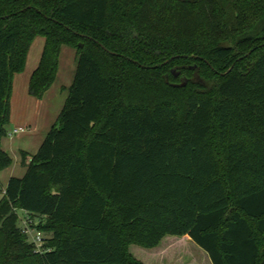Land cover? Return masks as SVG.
<instances>
[{
    "label": "trees",
    "instance_id": "1",
    "mask_svg": "<svg viewBox=\"0 0 264 264\" xmlns=\"http://www.w3.org/2000/svg\"><path fill=\"white\" fill-rule=\"evenodd\" d=\"M37 36L31 96L64 45L77 67L3 190L0 264H149L169 236L213 264H264V0H0V140ZM11 164L0 145V172Z\"/></svg>",
    "mask_w": 264,
    "mask_h": 264
},
{
    "label": "crops",
    "instance_id": "2",
    "mask_svg": "<svg viewBox=\"0 0 264 264\" xmlns=\"http://www.w3.org/2000/svg\"><path fill=\"white\" fill-rule=\"evenodd\" d=\"M21 73H16L14 76V85L11 96L10 121L7 125H5L6 135H4L0 140L2 149L8 152L14 159V162L8 168L0 172V185L2 194L9 179H11L12 176L21 177L26 172V167L22 163L21 153L25 151L29 154H35L32 151H34L35 145L38 144L37 133L32 130V127L35 126L38 121L35 116L31 115L32 113L30 111V108L26 105L24 106V103H20L19 95L17 96V94H19V90L23 93L26 83V87H29V81L31 78L30 76L27 82V80L24 79ZM47 120H49L46 122L49 126L53 120L51 117ZM17 127H27L28 130L26 132H21L11 136L9 133ZM192 243L193 242L189 236L166 237L158 247L143 251L144 255L151 257V260L148 261L145 259V261H147V263L149 264H213L211 263L207 253L197 245H192ZM184 246L189 248L190 251L193 250L194 256H191V252L190 254H182L181 252H177Z\"/></svg>",
    "mask_w": 264,
    "mask_h": 264
},
{
    "label": "rangeland",
    "instance_id": "3",
    "mask_svg": "<svg viewBox=\"0 0 264 264\" xmlns=\"http://www.w3.org/2000/svg\"><path fill=\"white\" fill-rule=\"evenodd\" d=\"M34 42L30 47L29 54H28V62L26 66V70H24L21 75L24 77V79L29 80L32 72L36 68L37 64L40 61V57L44 48L45 44V39L43 36H37L34 38ZM60 55V62H59V73L56 81L52 85V87L47 91L43 99H38L29 94L28 88L26 85L24 86L23 93L19 90V95L20 98V103H24V106H28L31 111V115L35 116L37 119V123L35 126L32 127V130L37 133V140L38 144L35 145L34 148V153L40 149L39 147L41 146L43 140L45 139V136L48 132V130L51 128L54 122H56L58 118V114L63 108V105L66 101L67 95H68V88L72 84L76 72V67H77V56L76 55V49L64 45L62 47ZM66 86V87H63ZM54 118L52 123L50 125H47V119L49 118ZM12 157V156H11ZM14 162V159L12 157V163ZM25 174V173H24ZM23 176V175H22ZM2 198V191H1V185H0V199ZM20 214V221L19 224H21V218L23 217V212L19 211ZM46 236L51 237V232L45 231ZM49 240L47 239V242ZM192 245H196L193 244ZM197 247V246H196ZM138 247L132 248V252L137 254L135 251ZM199 249V248H198ZM182 254H190L191 256H194V251L191 250L187 247L180 248L179 251ZM189 252V253H188ZM190 259V255H189Z\"/></svg>",
    "mask_w": 264,
    "mask_h": 264
},
{
    "label": "built area",
    "instance_id": "4",
    "mask_svg": "<svg viewBox=\"0 0 264 264\" xmlns=\"http://www.w3.org/2000/svg\"><path fill=\"white\" fill-rule=\"evenodd\" d=\"M27 130V127H17L9 134L12 136L21 132H26ZM20 226L22 233L27 236L30 242H32L36 252L44 253L50 250L45 246L46 237L44 233L34 226V220L32 218L23 215Z\"/></svg>",
    "mask_w": 264,
    "mask_h": 264
},
{
    "label": "water",
    "instance_id": "5",
    "mask_svg": "<svg viewBox=\"0 0 264 264\" xmlns=\"http://www.w3.org/2000/svg\"><path fill=\"white\" fill-rule=\"evenodd\" d=\"M80 46H83V44L81 43ZM102 47H103L104 49H106L103 45H102ZM231 69H232V68H231ZM185 84H186V82L183 83V85H185Z\"/></svg>",
    "mask_w": 264,
    "mask_h": 264
}]
</instances>
